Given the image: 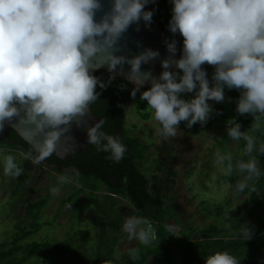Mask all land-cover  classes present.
<instances>
[{
    "label": "clouds",
    "instance_id": "9594fccd",
    "mask_svg": "<svg viewBox=\"0 0 264 264\" xmlns=\"http://www.w3.org/2000/svg\"><path fill=\"white\" fill-rule=\"evenodd\" d=\"M148 2L111 0L109 10L97 20L101 0H0V130L5 121L19 117L18 124L27 126L30 144L25 159L41 164L56 153L71 122L85 123L86 112L97 101V85L105 87L92 71L103 65L110 73L124 63L130 66L132 96L150 81L140 99L151 109L159 125L156 132L164 139L178 135L181 121L188 127L204 123L212 111L208 101L221 102L224 89L235 88L241 92L237 113L252 115L244 131L234 118L226 121L227 136L244 142L242 155L247 157L235 162L242 177L235 188L254 191L250 181L261 176L257 156L264 155V139L256 135L264 132V0H171L168 27L183 37L182 55L162 60L158 78L140 69L159 55L157 51L145 49L133 57L115 54L119 38L132 23L151 22ZM166 47L174 54L175 40L166 42ZM205 63L214 66L211 86ZM172 66L182 74L170 71ZM192 92V98H183ZM104 125L105 120L99 119L86 127L87 143L119 163L126 146L119 136L105 132ZM215 158L218 166L232 171L230 152L218 150ZM0 161L6 175H21L13 155L0 153ZM71 179L59 178L60 183ZM146 225L144 217L129 215L122 229L129 239L149 245L152 237ZM239 234L246 240L251 229L242 225ZM204 264H238V260L227 251H215L204 256Z\"/></svg>",
    "mask_w": 264,
    "mask_h": 264
},
{
    "label": "trees",
    "instance_id": "16d2710c",
    "mask_svg": "<svg viewBox=\"0 0 264 264\" xmlns=\"http://www.w3.org/2000/svg\"><path fill=\"white\" fill-rule=\"evenodd\" d=\"M145 8L153 12L151 21L156 27L164 32L170 31L168 25L172 15L171 0H149ZM202 67L211 86L214 83L212 80L214 66L205 63ZM177 73L182 74V70ZM93 75L103 82L105 87L101 88L97 85L95 89L97 101L90 105L91 110L105 120L103 130L110 135L119 136L126 146L124 158L119 163L113 162L107 158V153L99 152L95 146L87 144L81 152L69 156L67 162L62 161L55 154L45 160L49 164H56L59 168L73 167L71 174L78 186L63 203L72 201L73 197L85 192L86 202L81 207L88 208L93 205L103 216L96 227L97 243L102 251L95 252L93 260L82 264H149L150 259L154 264H204V256L215 251L229 252L237 258L238 264H264V155L257 156L261 176L250 181L254 191L236 190L235 184L242 177L234 170L223 176L225 183L235 194H245L249 198L250 207L237 208L228 202L209 203V200L205 199L201 201L200 211H204L212 221L201 227L180 225L174 230L165 224L166 218L169 217L167 206L173 199L169 195L172 192V185L165 183L164 179L168 178L174 183L172 176L175 173L168 169L165 159L155 152L150 162L156 165L157 175L158 172H163V176L156 177L154 172V175L149 174L151 166L145 162L150 144L140 136L133 135V130L124 122V111L130 105L137 106L140 118L149 119V107L146 101L140 99V93L149 86L132 96L131 90L134 87L117 74L98 70ZM113 75L115 78L110 79ZM194 94L192 92L182 95L183 98L190 99ZM240 94L238 89L225 88L223 101H208L212 111L204 123L197 122L188 127L186 121H181L179 128L190 135H197L212 125L227 126L226 121L234 118L241 125L242 131L247 130L252 123V115L237 113L236 101ZM4 134L7 137L0 133V148L17 149L21 145L25 152L29 151L30 145L12 128L9 127ZM256 135L258 140L264 139V132H258ZM227 140L225 130L218 145L223 146ZM238 147L240 156L247 159L242 155L244 142L239 141ZM14 158L21 166L22 172L16 177L12 196L19 193L25 181L23 165L19 164L15 156ZM117 198L128 200L135 215L157 222V238L149 245L141 244L136 255L129 261H122L115 256V246L124 235L120 228L124 220L111 214L113 210L111 207ZM45 203V198L28 200L24 206L25 213L34 218L35 213ZM40 225L41 223L35 220L29 225L16 226L12 238L0 242V264H27L33 259H47L51 264H57L54 261L56 257L77 252L76 246L70 240L71 236L63 239L25 242V238L38 231ZM242 225L251 229V236L246 240L239 234ZM88 231H84L79 244L85 245L89 241Z\"/></svg>",
    "mask_w": 264,
    "mask_h": 264
},
{
    "label": "rangeland",
    "instance_id": "374dc122",
    "mask_svg": "<svg viewBox=\"0 0 264 264\" xmlns=\"http://www.w3.org/2000/svg\"><path fill=\"white\" fill-rule=\"evenodd\" d=\"M148 111L149 119H142L138 115L137 106L130 105L124 111V122L133 130V135L140 136L150 144L145 162L151 166L149 174L154 172L156 177L163 176V172H158L157 175L156 165L150 162L155 152L165 159L168 169L175 173L172 176L174 183L168 178L164 179L165 183L172 185V192L169 195L173 201L167 206L169 217L165 220L168 227L176 230L180 225L201 227L211 222L212 218L204 211H200L201 201L205 199L209 200V203L228 202L237 208L250 207L249 198L245 194H235L223 179L224 175L230 174L233 170L238 172L235 163L231 172L216 164L215 153L218 150L230 152L235 162L242 158L239 153V141H233L228 137L223 146L218 145L227 128L226 125L209 126L206 131L197 135H190L179 128L176 137L164 139L156 132L159 125L151 109L148 108ZM0 153L13 154L19 164L23 165L25 178L23 188L18 190L16 196H12L16 177L6 175L3 171V163L0 161V242L9 241L16 231V226L29 225L38 220L41 227L25 238V242L63 239L71 236L70 240L76 246L77 252L58 256L54 261L57 264H82L93 260L94 253L102 251L97 243L96 227L103 216L93 205L88 208L81 207L86 202L85 192L73 197L72 201L63 203L78 186L71 174L72 171L59 172L52 166L33 165L29 159H25V152L20 149L0 148ZM63 175L71 176V182L60 183L59 178ZM40 198L46 199L45 205L35 213L34 218L27 216L24 208L27 201ZM111 208H113L111 214L116 218L125 220L127 216L135 215L130 202L123 198H117ZM46 222L52 224L48 225ZM122 225L120 228L124 232ZM84 231L89 232V241L81 245L79 242ZM140 245L137 240L129 239L124 232L115 246V256L122 261H129L136 255ZM27 264H51V262L47 259H33ZM149 264H154L151 259Z\"/></svg>",
    "mask_w": 264,
    "mask_h": 264
},
{
    "label": "water",
    "instance_id": "95a60500",
    "mask_svg": "<svg viewBox=\"0 0 264 264\" xmlns=\"http://www.w3.org/2000/svg\"><path fill=\"white\" fill-rule=\"evenodd\" d=\"M102 8L96 12L95 19L99 20L103 13L107 12L111 5V0H101ZM175 40L176 42V52L174 54L169 53L166 47V42ZM118 48L115 54L123 55L125 57H133L145 49H152L159 53L153 59H150L147 63H142L140 66L141 72L151 73L152 76L158 78L159 74L163 71L161 67V61L173 57L175 59L180 58L182 55L183 48V37L179 32L173 34L170 31L164 32L160 28L156 27L152 21L150 23H145L143 19L139 22L132 23L126 32H124L118 40ZM130 66L127 63H124L120 66H117L115 73L118 76L124 78L128 81L133 87L135 85L127 79V73ZM98 70H104L109 72L107 65H103L98 69L92 71V74ZM170 71L178 72L180 69L175 68L174 66L170 67ZM150 86V81H145V83L140 87V90ZM20 115H23L21 110ZM101 117L95 115L91 107L86 112L83 120L85 123L77 124L75 121L71 122L68 126V131H66L59 139L57 143V151L55 154L56 157L61 159L64 162H67L68 157L72 156L78 152H81L83 147L87 145V135L86 127L92 125ZM19 117H13L11 121H5L7 127L12 128L20 138H22L26 143L27 139V127L26 125L18 124ZM29 144V143H28ZM30 145V144H29ZM25 152V151H24ZM27 153V152H25ZM41 164L46 166H52L59 172L63 171H72V167H61L59 168L56 164H49L47 162H42Z\"/></svg>",
    "mask_w": 264,
    "mask_h": 264
},
{
    "label": "built area",
    "instance_id": "2783aa9c",
    "mask_svg": "<svg viewBox=\"0 0 264 264\" xmlns=\"http://www.w3.org/2000/svg\"><path fill=\"white\" fill-rule=\"evenodd\" d=\"M157 222L154 220H147V225L145 226L152 237V240L157 238V231H156Z\"/></svg>",
    "mask_w": 264,
    "mask_h": 264
},
{
    "label": "flooded vegetation",
    "instance_id": "af4514ba",
    "mask_svg": "<svg viewBox=\"0 0 264 264\" xmlns=\"http://www.w3.org/2000/svg\"><path fill=\"white\" fill-rule=\"evenodd\" d=\"M8 128L9 127H7L6 125H4V127H3V129L2 130H0V133H2L3 135H5L4 133L8 130ZM5 137H7V135H5ZM8 139V138H7ZM20 147L19 148H17V149H20V150H23L24 151V149L22 148V146L21 145H19ZM44 162H46V161H44ZM67 167H72V166H67ZM73 168V167H72Z\"/></svg>",
    "mask_w": 264,
    "mask_h": 264
}]
</instances>
